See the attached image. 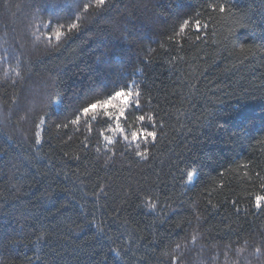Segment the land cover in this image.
Here are the masks:
<instances>
[{
  "label": "trees",
  "instance_id": "16d2710c",
  "mask_svg": "<svg viewBox=\"0 0 264 264\" xmlns=\"http://www.w3.org/2000/svg\"><path fill=\"white\" fill-rule=\"evenodd\" d=\"M262 184L264 0H0V264H264Z\"/></svg>",
  "mask_w": 264,
  "mask_h": 264
},
{
  "label": "snow or ice",
  "instance_id": "6c2138e0",
  "mask_svg": "<svg viewBox=\"0 0 264 264\" xmlns=\"http://www.w3.org/2000/svg\"><path fill=\"white\" fill-rule=\"evenodd\" d=\"M104 2H105V0H95V6H99V5L103 4ZM87 8H88V5H85V10H87ZM207 8H208L210 13L218 12L220 14L221 18H223L226 13H228V14L231 13V10L229 9V7L223 3H221V4L209 3L207 5ZM197 15H199V13H197ZM189 26H191L192 30L195 31L196 33H200L204 29H207L208 24L202 23V21L200 19L186 18L180 23L179 30L176 33V35H180L181 33L187 31ZM77 27H78L77 23H72L71 25H69L70 29H75ZM54 35L59 36V35H62V33L57 31L54 33ZM200 39H201V37L199 35H197L196 40L199 41ZM241 51H244V49H241ZM128 95L129 94H128L127 89H121V90H117L112 96H110L107 100H105L103 102L97 101V102L90 103L80 110L79 114L73 118L71 123H78L81 116L85 117V116H88L89 114H94L97 109L112 107L113 105L119 104L120 102H123L124 105H127L128 102L124 98ZM140 105H141V102H140V104H137L136 106H140ZM126 110H127V107H124L123 110L117 112L116 115L113 117V119L111 120V123L108 126V132L109 133L111 132V130L113 128H118V130L120 132H124V127H123L122 121L124 119H126ZM137 118L141 119V120L143 119L142 115H138ZM153 119L155 120V114L154 113H153ZM58 127H59V125H58ZM65 127H67V125H65ZM105 136H106L105 132L101 131V138H105ZM147 138L149 140H152V142L154 143L158 138V133L150 134V135H148ZM142 158L148 159L149 157L145 155ZM192 175H193V173L189 172V174H188L189 180H191ZM261 188L264 189V184L261 185ZM100 194H103V189H101ZM258 201H260L259 204H257ZM252 202L254 205H256L258 207H264V194H255L252 197ZM148 206L150 208L153 207V205H151V204H149Z\"/></svg>",
  "mask_w": 264,
  "mask_h": 264
}]
</instances>
